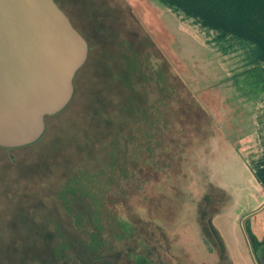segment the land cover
Instances as JSON below:
<instances>
[{
  "label": "rangeland",
  "instance_id": "obj_1",
  "mask_svg": "<svg viewBox=\"0 0 264 264\" xmlns=\"http://www.w3.org/2000/svg\"><path fill=\"white\" fill-rule=\"evenodd\" d=\"M57 1L71 22L96 46L97 39L90 34L88 17L84 15L87 0ZM104 2L120 4V7L129 5L142 17H145L141 11L144 6L149 7L146 14L150 9L154 10L164 28L159 36L172 71L213 116L212 134H207L204 143L191 140V146L192 142L194 144L183 157L185 174L176 177V174L165 172H146L142 176L147 181L137 192L129 190L125 197L111 195L115 201L109 208L121 218L134 222L137 239L141 240L128 239L130 243L121 247L122 255L115 263L132 264L134 254L142 252L149 255L154 264H264V252L254 254L245 235L244 221L237 222L235 218V214L241 215L254 207L259 198L252 195L249 187L241 192L240 199L234 200L229 193L227 197L216 189L209 177L210 166L216 174V171L232 170L231 163L238 160L225 143H219L220 133L216 131L225 130L226 136L235 140L247 127L236 123L246 122L243 117L239 119L241 109L238 110V106L246 104L238 103L241 97H233L238 91L216 85L217 81L230 80L227 76L232 77V67L251 60L233 49L229 38L237 31L231 21L225 28V24H217L225 29L222 34L219 29L201 24L195 13L215 23V11L223 10V0H206L207 7L202 10L195 8L201 2L198 0ZM144 24L151 32L157 31L150 23ZM223 46L228 48L222 54ZM224 66L228 70L222 71ZM89 77L95 78V72L81 66L75 78L80 91L78 100L58 114L47 117L48 128L39 140L17 147L0 145V264H111L82 250L80 244L88 240L91 225L86 215L81 223L75 221L59 195L64 189L66 170L73 171L77 163L75 142L83 123L78 115L81 109L78 104L84 101ZM252 89L258 94L262 92L259 86ZM226 101L228 106L224 104ZM250 106L248 103L244 110H249ZM221 161H226L228 166L223 167ZM249 194L252 197L245 198ZM200 214L211 219L212 226L223 236L224 251L219 249L220 241L216 235H204ZM252 228L259 236L263 235V222ZM39 247L47 250L40 254Z\"/></svg>",
  "mask_w": 264,
  "mask_h": 264
},
{
  "label": "trees",
  "instance_id": "obj_2",
  "mask_svg": "<svg viewBox=\"0 0 264 264\" xmlns=\"http://www.w3.org/2000/svg\"><path fill=\"white\" fill-rule=\"evenodd\" d=\"M84 5L87 27L97 39L96 46L73 25L89 42L88 57L82 66L92 69L95 78L86 79L84 101L78 104L83 123L75 142L77 163L73 171L66 170L64 189L59 195L75 221L81 223L86 215L91 225L88 240L80 244L82 250L116 264L117 257L122 255L121 247L128 245L130 238L136 241L138 231L134 222L109 208L115 201L111 195L125 197L129 190L137 192L147 181L142 176L146 172H165L176 177L185 174L183 157L194 144L191 146V140L204 143L207 134H212L213 116L172 71L159 36L164 28L153 9L146 14L149 7L144 6L142 17L129 5L120 7L104 0H87ZM145 22L157 31L151 32ZM78 70L74 93L67 105L78 100L80 91L75 82ZM242 74L246 80L244 87L255 95L258 92L252 88L259 86L263 90L261 64L252 65L234 77ZM60 111L46 115L45 124L47 117ZM74 208L77 209L72 212ZM200 216L204 235H216L219 249L224 251L222 237L211 219ZM244 230L254 254L264 252V238L257 236L248 218L244 220ZM38 249L40 254L47 250ZM132 264H154V261L139 252L134 254Z\"/></svg>",
  "mask_w": 264,
  "mask_h": 264
},
{
  "label": "water",
  "instance_id": "obj_3",
  "mask_svg": "<svg viewBox=\"0 0 264 264\" xmlns=\"http://www.w3.org/2000/svg\"><path fill=\"white\" fill-rule=\"evenodd\" d=\"M89 42L55 0H0V145L37 140L63 109Z\"/></svg>",
  "mask_w": 264,
  "mask_h": 264
},
{
  "label": "crops",
  "instance_id": "obj_4",
  "mask_svg": "<svg viewBox=\"0 0 264 264\" xmlns=\"http://www.w3.org/2000/svg\"><path fill=\"white\" fill-rule=\"evenodd\" d=\"M198 1H201L199 2V7H191L199 8L201 10L207 7L206 0ZM188 2H190V0H188ZM221 6L223 8L222 11H215L217 13L215 14V23L210 22L209 20L207 21V19L203 18L198 12L195 11V13L197 17H200L199 19L201 21H199L201 24L207 26L210 25L212 28L219 29L222 34L225 29L219 27L217 24H225L223 26L225 28L228 21H231L232 27L237 31L236 34L234 33L229 38L233 49L238 50L239 54L243 55V58H246L247 60L250 59L251 61L249 63L238 65V67H232V77L228 78L227 76V79L230 80L217 81L216 86H226L236 89L238 94H235L236 96L234 95L233 97H241V100L238 99V103L242 105L246 104V106L250 103L251 106L249 110H244L246 106H238V110L241 109L239 110V119L243 117L242 119L246 122L236 123L238 126L245 125L247 127L238 133L235 140L229 139V137L226 136L227 133H225V130L219 129L216 131L217 134L220 133L219 143H225L226 147H229L233 153L235 152L234 154L237 155L238 160L237 162L235 161L231 163L230 166L233 169L230 171H216L215 174L210 166L211 170L209 171V177L211 181L215 183L216 187L223 190L227 197L229 193L231 198H235L234 200L240 199L241 192L245 191V188L249 189V187H251L252 195L259 198L258 203L256 202L254 207L247 212H243L241 215L235 214V218L237 219V222H242L248 218L251 227H253L255 224H258V222L264 223V88L262 92L255 95V92H252L250 88L244 87L246 80L244 79L243 74L235 77L234 75L252 65L261 64L264 87V0H223ZM225 7L227 9H225ZM241 41L246 43L243 45ZM227 48L228 47L223 46L222 54L227 52ZM222 69V71L228 70L225 66ZM236 101L237 100H233V102ZM224 104L228 106L227 101L224 102ZM232 125L234 126V123ZM221 162L223 167L228 166L226 161ZM252 195L249 194L248 196H245V198L252 197ZM227 210L229 209L227 208ZM260 212L263 214L258 218ZM262 234V236H259L258 234L257 236L259 238H264V230Z\"/></svg>",
  "mask_w": 264,
  "mask_h": 264
}]
</instances>
